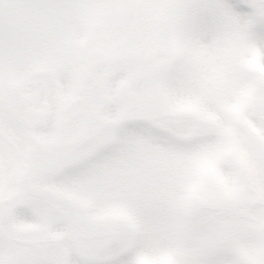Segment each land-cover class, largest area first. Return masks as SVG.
Instances as JSON below:
<instances>
[{
    "label": "snow or ice",
    "instance_id": "snow-or-ice-1",
    "mask_svg": "<svg viewBox=\"0 0 264 264\" xmlns=\"http://www.w3.org/2000/svg\"><path fill=\"white\" fill-rule=\"evenodd\" d=\"M0 264H264V0H0Z\"/></svg>",
    "mask_w": 264,
    "mask_h": 264
}]
</instances>
